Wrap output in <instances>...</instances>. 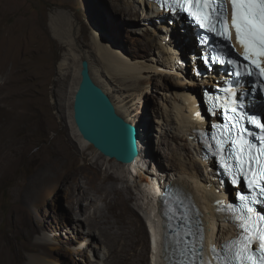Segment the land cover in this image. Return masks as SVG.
Here are the masks:
<instances>
[{
    "label": "rangeland",
    "instance_id": "obj_1",
    "mask_svg": "<svg viewBox=\"0 0 264 264\" xmlns=\"http://www.w3.org/2000/svg\"><path fill=\"white\" fill-rule=\"evenodd\" d=\"M127 6V0H0V107L11 109L15 105L12 98L18 96L27 100L35 97L34 109L39 122L36 134L26 140L22 138L18 144L29 145L27 158L29 161L37 160L36 163H25L15 171L10 180H4L0 184V250H8L10 243L26 244L27 247L23 251L25 258L21 264L31 263L35 254L31 246L47 238L62 249L61 254L65 260L86 264L81 260L82 254L65 255V252L75 248L76 240L79 239L77 231L66 226L67 222L68 225L72 224L67 215L75 217L76 214L69 207L65 190L58 191L56 201L53 202L51 198L41 212L34 210L33 218L41 221L42 225L29 236L30 218L27 212L16 208L17 187H21L24 192V186L33 177L43 179L41 171H46L50 176L45 183L46 187L56 185L59 174L68 168L60 164L61 159L57 165L52 164L58 157L55 153V143L59 137L69 144L74 154L69 162L74 169L78 168L80 187L83 185L90 188L92 182L103 185L107 166L110 169L113 167L120 174L124 170L122 163L108 161L105 159L108 157L90 143L92 148L88 147L85 150L79 148L73 102L75 87L81 80L83 59L90 61L94 80L109 93L115 104L118 99L128 103L130 122L140 127V135L143 129H146L142 133L144 143L148 144L152 139L147 150L151 154L148 158L150 161L144 159L146 163L144 168L159 169L155 164L160 165V157L164 160L163 168L166 174L175 173L179 167L173 158L172 150L173 146L179 145L175 141L171 144L161 143V140L165 133L163 132L165 128H162L165 121L162 113L171 96L181 89L179 84L181 79L165 78L160 74L147 72L144 74L142 84L131 78L122 82L108 76L103 69L95 34L100 33V39L105 46L122 48L133 59L150 60L155 57L159 37L165 33L160 26L167 25L166 23L146 18V12H150L149 8L144 9L135 5L141 11L139 16L121 14V10ZM156 28L160 30V35L156 34ZM67 36H70L69 39L72 41L66 42ZM69 52L72 53V59H69V64L62 68L61 63ZM188 65L191 72L193 65L190 61ZM14 140V137L7 136L4 142L9 146ZM10 154L15 155L14 152ZM84 166L86 167L83 168ZM125 174L129 182L134 184L135 177L131 172L128 170ZM125 184H127L125 181L118 182L120 188H124ZM146 184L147 180L143 187H146ZM139 202L144 203L143 200L136 198L132 204L143 216ZM88 203L89 201L86 203L84 201V206ZM98 203L105 204L103 200H99ZM86 254L89 258L90 252ZM9 257L6 261L0 254V264H15L11 255ZM90 258L94 260L92 254Z\"/></svg>",
    "mask_w": 264,
    "mask_h": 264
},
{
    "label": "bare ground",
    "instance_id": "obj_2",
    "mask_svg": "<svg viewBox=\"0 0 264 264\" xmlns=\"http://www.w3.org/2000/svg\"><path fill=\"white\" fill-rule=\"evenodd\" d=\"M127 5V8L121 10V14L128 13L139 16L141 11L135 6L139 5L144 9L149 8L150 12H146L148 20L154 21L156 19L159 23L167 24L160 26V29L165 33L162 37H159L155 57L150 60L149 58L133 59L122 48H114L112 45L105 46L100 39V33L95 34L97 50L102 59L103 69L113 79L126 82L131 78L142 84L144 74L147 72H154L165 78L181 79L179 81L181 89L171 96L165 111L162 113L165 118L162 125V128H165L163 130L165 133L162 132L164 136L161 143L171 144L172 141H175L179 145V147L173 146L172 148L174 151L173 158L179 164L177 171H174L175 173L171 175L166 174L162 157L159 158L160 165L155 164V167L159 169H150L149 167L144 170L145 160L151 157L150 152L147 150L148 144L152 141L150 139L148 144L144 143L142 139V133L146 130L144 128L138 141L140 155L133 163L121 164L124 168L122 174L114 170L113 167L110 169L107 166L106 179L103 185L92 182L90 188L83 185L80 187L77 175L78 168L74 169L72 163L69 162L73 152L69 144L59 137V140L55 143V153L58 157L52 164L57 165L59 159H61L60 164L68 168L59 174L55 182L56 185L46 187L47 184L45 183L50 176L46 171H41L43 179L33 177L24 186V192L21 187H17L15 191L16 208L27 212L31 221L28 236L42 225L41 221H36L33 218L34 210L41 212L45 204L51 201V198L53 202L56 201L60 190L66 191L69 207L76 214L75 217L67 215L72 224L68 225L67 222L66 226L74 228L79 239L76 240L75 248L65 252V255L82 254L83 258L81 260L86 264H167L163 242L164 237H166L165 230H163L160 211L156 212L157 208H160V202H158L156 194L163 191L166 182L179 185L193 196L207 225L209 239L220 243L227 236L236 233L234 225L226 219L224 214L217 211V203L220 202L222 195L216 192L218 183L212 170V164L202 160L201 153L198 150L201 145L197 144L195 138H193V135H195L194 130L197 127L193 99L196 95H201L202 87L211 84L209 80H202L203 82L201 81L200 84L196 81V76L189 72L188 62L192 57L191 53L198 50L194 29L188 25L182 27L181 22L185 20H179L178 14L173 17V22H171V17L164 16L152 3H147L146 0H127ZM60 26L61 24H59ZM68 26L70 28L71 24ZM157 28L155 30L158 35L160 30ZM67 37L66 42L72 41V39H69L70 36ZM69 59H72L71 52L62 61V68L69 64ZM77 88L78 84L75 87L74 94ZM22 98L21 96L12 98L15 105L11 109L0 107V184L4 180H10L20 166H24L25 163L35 164L37 161L34 159L32 161L28 160V144L18 145L22 138L26 140L33 137L39 128L37 112L34 109L35 97L28 100ZM116 106L118 111L129 120L130 106L128 103L118 99ZM75 129L77 130L76 127ZM7 136L15 138L9 146L4 142ZM76 138L80 141L79 148L81 147V150L88 147L92 148V145L83 139L78 130ZM144 147L146 150H144ZM11 152H14L15 155H11ZM94 152L99 154L96 150ZM105 159L117 163L115 159ZM96 167L99 168V166ZM58 169L59 167H57ZM128 170L135 177L134 184L127 179L125 173ZM133 171L135 173H132ZM146 180V187H143ZM156 180L161 181L160 186H158ZM162 180L165 183H162ZM121 181L127 183L124 188L118 186V182ZM136 198L144 202L143 204L139 202L143 210V216L138 213L136 206L132 204L133 199ZM99 200H103L105 204H99ZM84 201L85 203L89 201V203L84 206ZM84 215L86 217H83ZM210 243H212V240H210ZM10 244V248L0 250V254L6 258V261L11 255L15 264H21L25 258L23 251L27 245L24 243ZM31 250L35 254H33L32 261L29 264H64L65 258L61 254L63 253L61 252L62 249L48 238L32 245ZM87 252H90V257L92 254L94 260L90 257L91 260H89ZM65 263L76 264L70 260H65Z\"/></svg>",
    "mask_w": 264,
    "mask_h": 264
},
{
    "label": "snow or ice",
    "instance_id": "obj_3",
    "mask_svg": "<svg viewBox=\"0 0 264 264\" xmlns=\"http://www.w3.org/2000/svg\"><path fill=\"white\" fill-rule=\"evenodd\" d=\"M156 2L162 7L166 5L167 10L173 15L187 13L195 18L201 28H206L225 40L232 39L234 29L235 40L242 48L243 60L247 64L243 73L235 71L233 74L237 77H264V0H156ZM226 2L231 5L230 21L225 8ZM226 62L239 67L237 60ZM225 91L236 97L234 90ZM232 105V114L227 117L232 124L230 127L222 126L228 135L224 136L222 132L221 139L216 140L215 154L227 153V157L231 158L234 164L223 162L225 173L232 175L233 182H236L237 177H242L244 188L252 195L238 193L241 208L240 216L237 217L239 221L237 227L241 232L236 240L224 245L227 255L217 254V259L219 264H264V118L240 112L239 109L244 107L242 101L233 99ZM241 120L259 129V134L245 127H237ZM234 128L236 136L232 138ZM225 141H230L231 151L225 147ZM224 159L222 156V161ZM190 235H192L190 229L184 232L183 237L178 234L176 243L181 247L180 259L176 264H211L203 258L202 243L198 250L195 241L184 238Z\"/></svg>",
    "mask_w": 264,
    "mask_h": 264
},
{
    "label": "water",
    "instance_id": "obj_4",
    "mask_svg": "<svg viewBox=\"0 0 264 264\" xmlns=\"http://www.w3.org/2000/svg\"><path fill=\"white\" fill-rule=\"evenodd\" d=\"M73 117L83 139L105 157L130 164L140 155L139 126L118 111L109 93L94 80L88 59L82 60Z\"/></svg>",
    "mask_w": 264,
    "mask_h": 264
}]
</instances>
